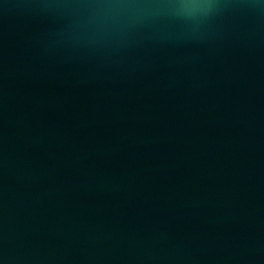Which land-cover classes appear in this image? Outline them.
Wrapping results in <instances>:
<instances>
[{
    "label": "water",
    "instance_id": "obj_1",
    "mask_svg": "<svg viewBox=\"0 0 264 264\" xmlns=\"http://www.w3.org/2000/svg\"><path fill=\"white\" fill-rule=\"evenodd\" d=\"M0 264H264V0H0Z\"/></svg>",
    "mask_w": 264,
    "mask_h": 264
}]
</instances>
